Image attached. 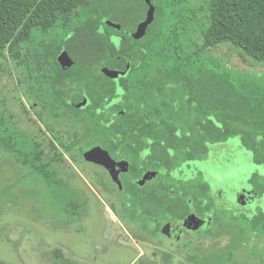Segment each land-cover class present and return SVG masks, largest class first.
Instances as JSON below:
<instances>
[{
	"label": "trees",
	"instance_id": "16d2710c",
	"mask_svg": "<svg viewBox=\"0 0 264 264\" xmlns=\"http://www.w3.org/2000/svg\"><path fill=\"white\" fill-rule=\"evenodd\" d=\"M150 5L153 20L135 38ZM223 44L264 62V0H0V54L10 56L27 94L44 102L38 117L44 110L78 125L68 150L96 143L130 160L121 204L133 218L142 193L135 179L145 168L177 182L145 187L164 216L176 196L185 201L183 177L173 172L204 160L210 144L239 136L264 166V83L213 57ZM63 49L73 59L68 68L57 60ZM114 69L124 73L112 78ZM1 106L0 147L76 206L80 191Z\"/></svg>",
	"mask_w": 264,
	"mask_h": 264
},
{
	"label": "rangeland",
	"instance_id": "374dc122",
	"mask_svg": "<svg viewBox=\"0 0 264 264\" xmlns=\"http://www.w3.org/2000/svg\"><path fill=\"white\" fill-rule=\"evenodd\" d=\"M193 1L197 4L201 3V0ZM210 53L231 67L233 74L254 75L264 83V62L247 56L239 48L231 44H223L214 48ZM19 79L17 68L10 56L0 54L1 107L6 111V114H10V125L18 129L24 138L39 143L43 161L51 160L50 167L57 176L65 180L71 187L78 189L80 197L73 200L77 201L76 206L66 199H58L55 187L48 186L38 175L29 173L27 168L0 147V264H70V262L61 259L63 254L72 258L73 264H186L184 248L178 249L173 258L162 256L159 250L154 249L157 259H166L163 262H146L144 258L114 262L113 258L117 254L114 245L122 244L128 247L129 259L140 252L139 249L142 246L135 242L138 239L135 232L129 230V234L126 233L117 221L110 217L112 216L110 209L101 200L99 201L102 205L100 209L106 210V221L104 220L105 224L102 226V234L107 241L103 244L99 243L97 246L98 262L92 260V250L78 245L75 248L80 251L81 257H76L71 250L54 244L43 247V240L49 239L50 232L59 228L71 227L83 230L82 218L87 215L93 191L89 184L80 178L71 163L72 161L77 165L81 154H63L60 146L56 143H59L60 140L66 142L75 135L79 131L78 125L67 126L61 123L57 125L53 121H48L49 119L42 125L38 123L33 116V114H37L36 110L29 107L27 86ZM48 129L51 133H57L58 139H54L53 133L48 132ZM57 153L62 154L61 159H53ZM190 167H192L190 171H194L193 168L202 170H200L202 177L209 184L211 191L209 194L213 199L222 191L219 200L225 210L228 209L226 206L229 209L243 210L234 201L235 194L240 188L249 186V178L255 172L256 164L252 153L242 145L239 136L232 137L222 143L210 144L207 157L201 161L191 162ZM86 168L89 173L91 167L86 166ZM188 173L190 172L186 165L173 172L177 177H183L181 180L183 184ZM151 179L147 185H139L141 189L150 187L159 181L170 185L177 183L166 175H160L153 181ZM115 193L120 203L117 204L116 210L123 212V217H129L121 204L125 192L123 194L115 190ZM134 224L136 225V223ZM107 247L112 250L106 251ZM144 252L149 254L152 251L144 249ZM43 256L49 262L41 261ZM104 257H109L113 261L104 262L102 260Z\"/></svg>",
	"mask_w": 264,
	"mask_h": 264
},
{
	"label": "flooded vegetation",
	"instance_id": "af4514ba",
	"mask_svg": "<svg viewBox=\"0 0 264 264\" xmlns=\"http://www.w3.org/2000/svg\"><path fill=\"white\" fill-rule=\"evenodd\" d=\"M28 102L29 107L34 108L36 113L45 106L44 102L35 99L31 93H28ZM33 116L41 125L46 123L48 119V121L60 125L59 122L49 117L44 110L42 120L37 114H33ZM48 132L51 133L49 129ZM52 136L54 139H58L57 133H53ZM56 143L60 146L63 154H81L77 165L72 161L71 163L79 173L80 178L89 184L93 196L87 215L82 218L83 230L80 231L78 228L71 227L59 228L50 232V238L46 239L48 244L58 243L67 248L78 245L89 250L94 249L97 242L102 244L103 240L100 238L99 232L102 231V226L105 224L106 210L100 209L102 205L99 201L101 200L110 209L112 214L110 217L115 219L126 233L129 234V230L135 232L138 237L135 242L142 246L139 249L140 252L129 259L128 247L122 244L114 245V249L117 251L116 257L113 258L114 262L119 260L134 261L140 258H144L146 262H163L166 259H157L154 249L159 250L162 256L173 258L178 249L184 248L186 251L184 262L186 264H264V166L257 163L252 151L250 152L256 164V170L249 178V186L240 188L236 192V199L234 200L243 210L229 209L228 206H226L228 209L225 210L224 205L219 200L222 191L218 196H214V199L217 200L215 201L209 194L211 192L210 187L202 177V170L193 168L194 171H190L192 167L189 165L188 172L190 173L184 181L185 201H182V196H176L173 202L174 206L162 216L160 202L155 197L150 200L145 194L149 187L146 190L144 188L139 197L137 216L133 218L126 213L129 217L125 218L123 212L113 208H116L119 203L115 190L126 194L124 184L132 180V175L129 174L130 160L126 157H119L105 148L115 161L118 162L123 159L129 161L128 170L120 172L118 175L121 182V187H119L104 166L96 162L86 161L84 158L85 150L92 144L82 149L74 147L68 150L66 145L72 143L71 138L66 142L60 140L59 143ZM56 155H61L58 156V159L62 158V154L57 153ZM86 166L91 167L89 173H87ZM147 171L157 170L145 168L135 181L138 183V180ZM257 174H259L258 177ZM156 177L157 175L152 179L150 178L151 181ZM150 179H147L141 186L147 185ZM162 182L154 183L150 187L160 188ZM181 187L180 191L183 188ZM190 216L196 219L189 220L185 225V220ZM166 224L169 225L168 228L164 227ZM109 249L112 250V248ZM144 249L152 252L147 254ZM94 260L98 261L99 259L97 257ZM102 260L104 262L113 261L105 257ZM168 260L171 259L168 258Z\"/></svg>",
	"mask_w": 264,
	"mask_h": 264
},
{
	"label": "water",
	"instance_id": "95a60500",
	"mask_svg": "<svg viewBox=\"0 0 264 264\" xmlns=\"http://www.w3.org/2000/svg\"><path fill=\"white\" fill-rule=\"evenodd\" d=\"M149 1V0H147ZM154 17V6L150 5L147 11V16L145 19H143L138 27V30L135 32H132L131 35L134 36L135 38H139L141 36L144 35L146 28L148 26V24L153 20ZM113 60H115V57L112 58ZM58 62L59 64L63 67V68H68L69 66H71L73 64V59L71 58V56L68 54V52L63 49L60 51L59 55H58ZM124 72L120 69H114L112 71L109 72V76L112 78H115L121 74H123ZM86 104V100H84L83 102L79 103L78 105H85ZM84 158L87 161H91V162H96L102 166H104L109 172L110 175L112 177V180H114L119 187H121V182L118 179V175L120 172H124L128 170L129 167V161L126 159L120 160V161H115L109 151L105 148H103L102 146H100L99 144H92L90 145L84 152ZM157 175L156 171H147L146 173H144L143 177L140 178L138 180V184L142 185L144 184V182L147 179H150L152 177H155ZM194 220L196 219L195 217H188L185 220V225L189 220ZM165 228H168L169 225L166 224L164 226Z\"/></svg>",
	"mask_w": 264,
	"mask_h": 264
},
{
	"label": "crops",
	"instance_id": "0c3cea01",
	"mask_svg": "<svg viewBox=\"0 0 264 264\" xmlns=\"http://www.w3.org/2000/svg\"><path fill=\"white\" fill-rule=\"evenodd\" d=\"M103 232L102 231H100L99 232V236H100V238H102V244L104 243V242H106L107 240L105 239L106 237L105 236H103V234H102ZM43 242H44V245H43V247H45V245L47 246V247H49V246H51L52 244H48L47 243V241L45 240H43ZM98 242L96 243V246H95V248L94 249H90V250H92L93 251V256H91L92 257V260L93 261H96V260H94V259H97V256H96V253H97V246H98ZM54 245H57L58 247L60 246V247H62V248H66V249H68V250H71L72 252H73V254L76 256V257H81V255H80V251H78V250H76V248L75 247H64V246H62V245H60V244H58V243H54ZM109 249V247H107V249H106V251ZM47 250H49V248H47ZM109 251V250H108ZM105 258H107V257H105ZM109 258V257H108ZM61 259L62 260H64V261H70V262H72L73 261V259L72 258H70L69 256H67V255H65V254H63L62 256H61ZM66 259V260H65ZM111 259V258H110ZM41 261H43V262H49L48 261V259L45 257V256H43V258H42V260ZM96 262H98V261H96Z\"/></svg>",
	"mask_w": 264,
	"mask_h": 264
}]
</instances>
